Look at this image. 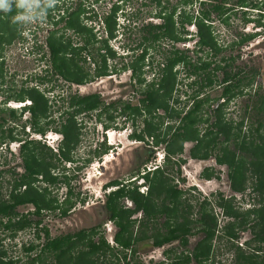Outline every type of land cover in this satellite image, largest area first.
<instances>
[{
  "label": "flooded vegetation",
  "instance_id": "af4514ba",
  "mask_svg": "<svg viewBox=\"0 0 264 264\" xmlns=\"http://www.w3.org/2000/svg\"><path fill=\"white\" fill-rule=\"evenodd\" d=\"M229 1L56 0L43 19L36 21H46L45 28L39 25L28 30L16 22L19 36L0 50V156L4 163L14 158L19 161L17 172L7 171L10 180L0 181V264H159L148 257L144 262L137 259L139 255L146 258V248L153 251L166 245L170 247L163 251L164 257L173 258L168 264L182 255L191 257L189 264H198L192 254L205 237L200 232L203 212L217 221L216 207L226 225L233 217L223 215L220 202H229L245 218L246 212L261 207L254 189L257 178L248 166L241 176V191L233 188L236 174L229 153L235 151L237 141L206 140L208 131V137L216 134V110L223 103L244 99L239 107L243 116L237 123L222 117L235 130L241 128V137L249 136L256 121L263 119V113H258L264 107V65L260 64L264 0H232L228 5ZM106 2L111 5L103 10ZM113 7L117 8L115 18L120 15L122 23L115 25L110 36L103 19ZM73 12L81 25L77 30L67 26ZM213 20L230 33L224 44L215 39ZM94 21L103 29V37L98 39L87 25ZM200 25L207 32L202 36ZM41 30L42 43L35 38ZM124 36L128 43L115 48ZM26 39L28 42L21 43ZM15 40L20 53L38 56L37 69L19 79L23 85L18 91L15 74L5 80L2 54ZM241 48V54L222 55ZM141 54L140 73L133 74L129 64ZM202 66L206 68L202 70ZM125 74L129 78L122 82L120 76ZM163 78L169 83L167 95L160 85ZM104 83L110 90L117 89L115 99L104 97ZM89 84L94 85L93 90L79 91ZM225 86H231L234 93L226 102L220 98ZM217 87L220 96L212 98L209 92ZM21 90H35L40 95L38 106L25 95L19 99ZM148 91L155 92L161 106L149 103ZM212 102L217 103L215 108ZM246 121L249 126L243 132ZM72 123L75 131H70ZM64 126H68L67 139ZM184 126L203 137L202 142L184 140L180 151L168 150L170 137ZM211 156L214 165L197 175L201 187L192 184L185 166ZM107 165L121 173L113 171L110 177H114L104 180L109 174ZM3 173L0 171V179ZM222 173L232 196L226 199L219 193L214 202L208 198L199 201L203 186L218 183ZM172 192L178 195L175 202ZM245 195L248 208L241 209L245 203L240 197ZM235 196L240 200H234ZM253 218L249 216V220ZM80 221L91 226L77 229ZM249 225L241 230L247 229L252 239ZM161 240L163 243L155 244ZM15 248L16 256H12Z\"/></svg>",
  "mask_w": 264,
  "mask_h": 264
},
{
  "label": "trees",
  "instance_id": "16d2710c",
  "mask_svg": "<svg viewBox=\"0 0 264 264\" xmlns=\"http://www.w3.org/2000/svg\"><path fill=\"white\" fill-rule=\"evenodd\" d=\"M116 10L117 8L113 7L110 12L111 14H109L107 17L103 19L104 24L106 26V31L109 33L110 36H112L113 30L115 29V25L117 24L115 18L117 12ZM37 11H39V9ZM79 11L77 10V12ZM16 12L17 10L15 9L14 6L12 10L8 13L0 12V50L3 44L8 45L14 39H16V37L19 36L14 28L16 27V22L13 21ZM76 16L77 14L73 12L71 14V18L67 22V26L72 27L75 30H77L81 26ZM199 28L201 30L200 32L201 36L203 32L207 33L206 30L204 29V26L200 25ZM144 41H146L145 37H144ZM207 43L208 42L206 40H203L202 38V44L207 45ZM213 51L215 53L219 52V50H213ZM53 53L56 54L57 50L53 51ZM143 57L144 54H141L135 58L134 62L129 64V67L132 69L133 74L140 73V68H141L140 63L142 62ZM205 68H206L205 66L201 67L202 70H204ZM224 75L227 76L226 73H224ZM166 80L167 79L163 78L160 81V85L163 86L165 90L164 95L168 94L169 83H167ZM224 81H226V79H224ZM0 83H1L0 84V92H1L2 91L1 85H3V75H2L1 67H0ZM209 83H212V80H209ZM231 91H232L231 86H225L223 90V94L220 98H224L226 102V99L228 98L230 99L234 97V93H231ZM19 92H20L18 94L19 99H22V96L24 97L25 95L34 102L35 104L34 106H38L36 101L38 100L40 95L35 90L33 91L21 90ZM147 95L150 104H152L153 106H161L159 105V103L155 98L156 94L154 91L152 93L148 91ZM39 105L42 106L43 108L45 106V104L42 105L40 103ZM224 105H225L224 103L219 105L216 110V112L218 113L217 122L214 125V127L216 128V132H215L216 134L214 135L213 138L208 137V135H210L211 133L210 131H208L206 133L207 136L206 140L207 142H212V140L214 139L222 138L226 140L231 138L237 141L235 144V151L229 153V155H231L230 165L234 167V173L236 174L234 177L235 182L233 184V188L235 190L239 189L241 191V187H240L241 176L244 175L245 167L247 168L248 166L250 173L255 174L257 178V183L254 189L258 193L259 203L261 204V207L258 210H250L246 212L247 217L245 218V216L241 215L238 211L231 209L229 202H224V201L220 202L218 206L222 208L223 215L228 217H233V222L224 225L222 229V234H220L219 237L220 238L223 237L231 242V248L233 249L232 260L234 264H264V107L262 108L261 106V112L258 113V114L263 113V119L256 121L257 126L256 128L253 129V132L251 131V134H249V136L241 137V128H236L238 130H235V127L232 126L233 125L232 122L223 121L222 117L224 114L223 113ZM40 113L43 114L44 110L41 111ZM241 124L242 122H239L238 126L240 127ZM71 125L72 128L70 131H75L74 123H72ZM188 128H189L188 126L181 127L179 128L181 130L180 132L178 131L170 137L168 141L169 146H167L168 150L176 149L173 152L180 151L181 144L184 140L186 141V140L198 139L199 142H202L203 137L199 138L196 131L189 130ZM67 129L68 126H64L62 130L66 139H67ZM261 129L263 130V133H261ZM72 138L76 139V136L72 134ZM245 138H249L248 142H246ZM245 155L249 158L248 161ZM172 193L173 194L171 197L172 200L175 202L177 201L178 195L177 192H172ZM28 195L30 196L31 194L29 193ZM227 206L229 209L225 210L224 208H226ZM202 214H203V220L200 221V232L205 234V237L202 238L201 240L200 249H195V251L192 254V259L198 264L211 260L213 254L212 242L215 240V238L216 239L219 238L217 236L218 226L216 219L213 216L211 217L208 214L206 215L205 212H203ZM250 215L254 216V218L251 220H249ZM250 223L251 225H249V228L252 230V234L254 236V238L251 239V242H255L257 244L255 247L249 249L248 246L250 242H247L245 244L246 249H242L238 244H235V241H237V239L239 238L237 232L238 230L243 229V226H246ZM7 227L8 226H6V228ZM176 236L172 234L173 239L176 238ZM164 240L157 241L155 244L159 245L163 243ZM184 241L186 242V240H183L182 244L185 243ZM190 262H191L190 256L182 255L178 257L177 260L174 261L172 264H189Z\"/></svg>",
  "mask_w": 264,
  "mask_h": 264
},
{
  "label": "rangeland",
  "instance_id": "374dc122",
  "mask_svg": "<svg viewBox=\"0 0 264 264\" xmlns=\"http://www.w3.org/2000/svg\"><path fill=\"white\" fill-rule=\"evenodd\" d=\"M232 4H233L232 0L228 2V5H232ZM110 5L111 4H109L108 2L104 3V6H103L104 9L103 10H107ZM116 21H117V24H121L122 19L118 18V19H116ZM235 22L237 23V21H235ZM39 25L42 26L43 28L48 26L46 24V21H43V22H39L38 21V23H36V21H34V22H31V23H23L22 28H27L28 30H32L35 27H38ZM87 25L89 27H92L94 32H96L95 34H96L97 39L99 38V36L103 37V33H102L103 29H102V25L100 24L99 21L98 22H96V21L89 22V23H87ZM42 31L43 30H41V32L39 31V32H37L35 34V38H36L37 42H41L42 43L43 39L40 37L42 35V33H43ZM213 34L215 36V39L220 44H224L225 41H227L226 38L228 39L230 33L227 34V32L225 31L223 25H221L217 20H213ZM24 36L28 37L27 36V31L24 32ZM124 38H125V36L123 37L121 42L116 41V43L114 44L115 48H118L119 46H122L124 43H128L129 40L126 41ZM130 38L134 39V35H131ZM17 42L18 41L15 40L13 45L5 46L3 48V51H2L3 58H4V61H5V64H6V69H7V70H5L6 73H7V75H5V80H9V77H11L12 74H15L14 75L15 76L14 77V80H15L14 88H16V91H18L20 89V87L23 85L19 79H22V77L24 78L25 74L32 73L33 71H35V69H37V63H36L35 60L38 57L37 55L28 57V55L24 54V51H21V53H20L17 50V48L19 47L17 45L18 44ZM24 42H28L27 39H26V41H23L21 43H24ZM28 48H30V47H28ZM242 50H244V49L241 48L239 50L236 49V50H232V51H223L222 55L226 56L227 54L228 55L229 54L234 55V54H239V53L241 54ZM260 51L263 52L264 50H260ZM121 53H122V51H119V54H121ZM245 57H246V55H244L242 58H245ZM236 64H240V63L237 61ZM260 64L264 65V54H261ZM120 77H121L120 80L122 82H127L128 78H129V75L125 74V75L120 76ZM261 77L264 78V71L261 72ZM106 84L107 83H104L103 87L101 89L104 97L106 98L107 96H109V97H113L115 99L119 95L117 93V89L113 88V89L110 90L107 87L108 84L107 85ZM97 85H99V84H97ZM262 86L264 87V80L262 82ZM93 87H94V85L89 84V85L80 87L79 91H81V93L89 92V89L93 90ZM220 91H221V88L217 87V89L210 91L209 94H210V96L212 98L213 97H217L218 98L220 96ZM125 93L126 94H124V95L130 94L131 91L129 90V92L126 91ZM0 100H1V97H0ZM243 100L244 99L237 98V99H234L228 105L225 104L224 107H223L224 119L226 118L227 121L231 120L233 123H237L243 116L242 110L239 109V107L241 105H243ZM218 101H219V99H218ZM211 104L213 105V108H215L216 105H217V103L214 104L213 102ZM218 104H219V102H218ZM253 120H254L253 116L250 115L249 121L252 122ZM249 121L244 122V126L245 127L242 128L243 132L247 131V128L249 126L248 125ZM201 128H204V127H201ZM83 137H84V141L87 142V136L84 135ZM189 146H190V144L186 145L185 153H187V150L189 149ZM217 148H219V145L217 146ZM159 155H161V152L157 154V156H159ZM183 158H186L185 154L183 155ZM8 159H9V157H8ZM4 160H5L4 157L0 156V171H2V172L4 171L5 172V173H3V175H1L2 177L0 179V181L3 182V184H4V182H8L10 180V175H9V172H7V171H12V170L15 169V171L17 172V170H18L17 169L18 168L17 167V162H19L17 158H14V160H12V161L8 160V162H6V163H4ZM213 165H214V156H211L209 159H207L206 161H202V162L201 161H199V162H197V161L196 162H189L188 165L185 166V168L190 173V176L192 178V182L191 183L192 184L196 183L197 186L201 187L202 182L197 179L198 173L202 169H204L205 167H209V166H213ZM105 168H107L109 170V174H108V176L105 177L104 180L112 179L114 176H112V178L110 176L113 174V171H115V173L116 172L117 173H121V172H119V170L117 168H115L113 170L111 165H107ZM215 168H218V167H215ZM222 174L223 175H221V180L218 183L215 182V183H210L211 185L209 184V185L203 186V189H202L203 193H201L200 197H198L199 201H201L202 198H208L212 202H214V200L216 199V195L219 194V193L222 194L223 198H226V199H228L229 197L232 196V193L230 192L229 187H228L229 184H228V182L226 180V174L225 173H222ZM92 183L94 185H96L98 182H95V183L92 182ZM191 183H189L188 186L192 185ZM89 184H91V183L89 182ZM240 198L245 203V205L242 203V208L241 209L248 208V206L246 207L247 200L249 199L248 195H245V196L240 197ZM237 199H239V197L235 196L234 200H237ZM240 203H241V201H240ZM213 213L215 215H217V226H218L217 236L219 237L220 234H222V229L224 227V224H225L226 220L224 219L223 216H221L220 210H218L216 207L214 208ZM83 214L85 215L84 212H83ZM194 218H196V217L194 216ZM81 223H84V222L80 221V223L78 225H75L77 229L91 226V225H87V224L85 225V223L81 225ZM97 223H93L92 225L97 224ZM102 223L100 222L98 224H102ZM237 234H238L239 238L237 239V241H235V244H238L242 249H246L245 248V244L247 242H250V244H249L250 247L248 246L249 249H251V248L256 246L257 243L251 242V235H250V233H249V231L247 229L238 230ZM176 244L177 243H173L172 246L174 247V246H176ZM191 246L192 245H190L189 248ZM169 247H170L169 245H166V246H164V248H160L158 250H153V251H151L150 248H146V249H144L146 254H147L146 258H144L143 255H142L143 257L141 255H139L137 261L144 262L147 259V257H148L150 260L152 258L153 262H155V263L168 264L169 262H171L170 259H173V258H170V256L165 258L163 251L168 249ZM212 247H213V254H212L211 260L206 261V262L201 263V264H234L233 260H232L233 259V249L231 248V242L229 240H227V239H225L223 237H221V238L219 237L218 239L215 238V240L212 242ZM13 250H15V251H13L14 255L12 254V256H16L15 255L16 248L13 249ZM144 250L141 251V254H143L142 252H144ZM192 264H194V263H192Z\"/></svg>",
  "mask_w": 264,
  "mask_h": 264
},
{
  "label": "clouds",
  "instance_id": "9594fccd",
  "mask_svg": "<svg viewBox=\"0 0 264 264\" xmlns=\"http://www.w3.org/2000/svg\"><path fill=\"white\" fill-rule=\"evenodd\" d=\"M55 3L56 0H45L43 4L40 3V0H0V12L8 13L14 6L17 10L13 18L14 22L31 23L42 20L47 9L52 8ZM38 9L39 11H37ZM118 17L121 19L120 15Z\"/></svg>",
  "mask_w": 264,
  "mask_h": 264
},
{
  "label": "water",
  "instance_id": "95a60500",
  "mask_svg": "<svg viewBox=\"0 0 264 264\" xmlns=\"http://www.w3.org/2000/svg\"><path fill=\"white\" fill-rule=\"evenodd\" d=\"M202 162V161H201Z\"/></svg>",
  "mask_w": 264,
  "mask_h": 264
}]
</instances>
